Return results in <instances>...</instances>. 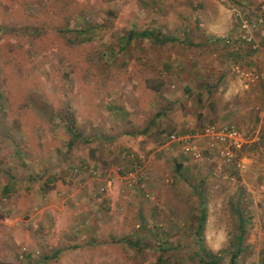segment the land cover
Here are the masks:
<instances>
[{"label":"rangeland","instance_id":"374dc122","mask_svg":"<svg viewBox=\"0 0 264 264\" xmlns=\"http://www.w3.org/2000/svg\"><path fill=\"white\" fill-rule=\"evenodd\" d=\"M260 1L0 0V177L21 160L36 202L0 211L35 231L1 235L0 264H264V24L253 50L235 19ZM220 122L245 136L235 160L158 151Z\"/></svg>","mask_w":264,"mask_h":264},{"label":"built area","instance_id":"2783aa9c","mask_svg":"<svg viewBox=\"0 0 264 264\" xmlns=\"http://www.w3.org/2000/svg\"><path fill=\"white\" fill-rule=\"evenodd\" d=\"M260 1L259 8L254 15H250L243 10L235 12V19L238 21L239 28L244 31L242 37L243 45L256 49L257 45L253 38V33L264 24V3ZM230 40L226 39L225 43L229 44ZM232 46V45H231ZM246 144L244 134L234 125L229 123H214L204 126L199 132L193 133L170 132L165 134L159 141V150L162 154L171 155L174 151H178L183 157L194 160L202 158L205 152L218 154L223 161L235 160L236 156ZM122 158L131 161V168L126 172L128 180L136 177L144 178L146 174L144 160L141 156H135L132 152H123ZM240 159L238 166H242ZM96 175V172H93ZM264 189V182H263Z\"/></svg>","mask_w":264,"mask_h":264},{"label":"crops","instance_id":"0c3cea01","mask_svg":"<svg viewBox=\"0 0 264 264\" xmlns=\"http://www.w3.org/2000/svg\"><path fill=\"white\" fill-rule=\"evenodd\" d=\"M10 161L11 160L8 159L7 162H6V165H9ZM19 161H20L19 164L17 162H14V165H15L14 168H15V172H16V175H17L16 178H19V180L16 179V178H13L12 176H11L12 179L8 178V177H7V179H4L3 177H0V204H2V206H3L5 203H7L6 198H2L1 199V195L2 194H4V195H12V197H11L12 202L10 201L8 203L9 204L8 207H6V208H3L0 205V211H3V210L4 211H9L8 212L9 214L10 213L15 214V213H20L21 212V210H22V208H21L22 207L21 206L22 202L20 201L21 198H18V195H17V194L21 195V193H22V195L30 197L29 198V199H31V204H29V205H31L30 209L33 210L34 208H36L35 207V203L36 202L35 203L33 202L34 198L32 197V189L34 188V186H32V185H34V184H31V182H32L31 177H33L34 174H29L31 172L27 171V168H23V162L21 160H19ZM3 162H5V161L3 160L2 162H0V169H2V170L5 169V167H7L6 165L5 166L2 165ZM19 183L23 185V186H20V189H22L21 191L18 190L19 189V187H18ZM45 183H46V185L48 187L47 189L50 190L49 191V196L43 194L42 192H40V193H42L43 199L46 200L47 198L53 197L55 191H57V190L59 191L60 188H59V185H58V188H56V189L52 188V187H54L53 186L54 185V180L52 179L51 176L50 177L49 176L46 177V182ZM63 189H64V187H63ZM13 199H15V200H13ZM16 199L18 200V203H17ZM2 201H4V203ZM52 204L53 203L49 202L47 204V206H46V210H47L48 214H50L51 209L55 208V206H53ZM20 222H21V224H20ZM15 223L18 224V226L16 227L17 228L16 229L17 233H19L20 236L22 235L25 239H27V240L31 239V235L33 236V234H35L34 229L32 230L31 227L29 226V223H32L31 225H33V221L32 220L21 221V220L18 219V221L15 222L14 219L12 220L11 217H9V219L4 217L3 221H0V227H5V228H3V230H5V232H3V233L0 232V240L3 239L1 235H3V237L6 238L8 240V242H9V244H11V245H13L14 241L19 242L21 240L19 237H16V235H18V234H16L15 231H14L15 233H13V232H11L12 229H9L10 227L14 226ZM33 228H34V226H33ZM23 237H22V239H23Z\"/></svg>","mask_w":264,"mask_h":264},{"label":"trees","instance_id":"16d2710c","mask_svg":"<svg viewBox=\"0 0 264 264\" xmlns=\"http://www.w3.org/2000/svg\"><path fill=\"white\" fill-rule=\"evenodd\" d=\"M132 35H134V34H129V37L128 38H130V37H132ZM138 36H140V37H149L150 35H151V33L150 32H140V33H138L137 34ZM165 41V40H164ZM166 41H168L167 39H166ZM170 41V40H169ZM211 124H214V123H211ZM178 167L180 168L181 166L180 165H178ZM199 219V222H197L198 224H197V227H196V229H195V232H196V235L198 236V237H200L201 236V234H202V229H203V225H204V222H205V214H204V211L203 212H201L200 213V217L198 218ZM241 220H240V224H241ZM239 224V225H240ZM237 240L239 241V240H241L240 239V235L238 236V238H237ZM238 253H239V249L237 248L236 250H235V252L231 255V257H230V262L231 263H233L234 261H235V259L237 258V256H238ZM201 259L203 260V263L204 264H217V260H216V256H214L213 254L211 255L209 252H206L205 250H202L201 251ZM206 256H208L207 257V259H205L206 258Z\"/></svg>","mask_w":264,"mask_h":264}]
</instances>
